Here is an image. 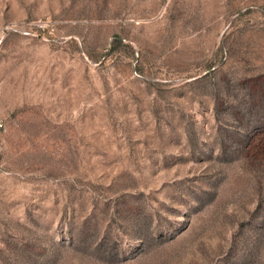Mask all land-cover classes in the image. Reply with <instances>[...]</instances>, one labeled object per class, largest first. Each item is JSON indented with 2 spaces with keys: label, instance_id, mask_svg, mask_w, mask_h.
I'll return each instance as SVG.
<instances>
[{
  "label": "rangeland",
  "instance_id": "1",
  "mask_svg": "<svg viewBox=\"0 0 264 264\" xmlns=\"http://www.w3.org/2000/svg\"><path fill=\"white\" fill-rule=\"evenodd\" d=\"M0 264H264V0H0Z\"/></svg>",
  "mask_w": 264,
  "mask_h": 264
}]
</instances>
